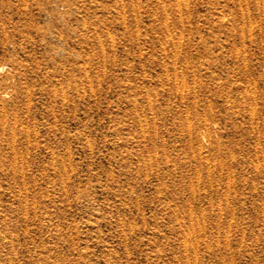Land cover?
Returning a JSON list of instances; mask_svg holds the SVG:
<instances>
[{
	"label": "rangeland",
	"instance_id": "1",
	"mask_svg": "<svg viewBox=\"0 0 264 264\" xmlns=\"http://www.w3.org/2000/svg\"><path fill=\"white\" fill-rule=\"evenodd\" d=\"M0 65V264H264V0H0Z\"/></svg>",
	"mask_w": 264,
	"mask_h": 264
},
{
	"label": "bare ground",
	"instance_id": "2",
	"mask_svg": "<svg viewBox=\"0 0 264 264\" xmlns=\"http://www.w3.org/2000/svg\"><path fill=\"white\" fill-rule=\"evenodd\" d=\"M0 69H2V66L0 65ZM55 88V87H54ZM54 88H53V90H54ZM62 90V89H61ZM54 92V91H53ZM3 119V118H2ZM5 121V120H4Z\"/></svg>",
	"mask_w": 264,
	"mask_h": 264
}]
</instances>
